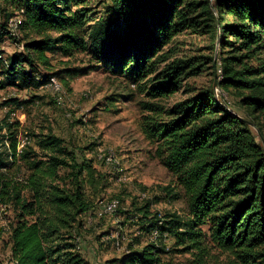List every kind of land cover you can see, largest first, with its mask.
Segmentation results:
<instances>
[{
    "label": "trees",
    "instance_id": "1",
    "mask_svg": "<svg viewBox=\"0 0 264 264\" xmlns=\"http://www.w3.org/2000/svg\"><path fill=\"white\" fill-rule=\"evenodd\" d=\"M86 1L0 0L6 19L20 15L17 28L34 36L24 45L25 52L7 60L0 90L46 87L58 75H41L37 64L49 68L48 53L72 57L78 52H88L98 65L139 87L173 35L187 23L202 19L199 25L219 40L221 79L216 83L236 96L246 116L220 104L212 89L176 103L166 112V119H146L143 133L155 144L157 158L175 178L189 211L185 220H166L156 214L150 231L167 232L184 252L202 251L209 238L214 246L232 254L228 264H264V144L253 130L264 139V0L192 4L186 0H110L107 13L115 19L102 16L98 20L81 8ZM185 7L200 13L188 20ZM137 17L140 25L130 24ZM8 29L6 23L0 28V42ZM190 63L181 60L167 68L164 79L154 82L147 95L164 97L176 90L183 74L201 73L202 66ZM26 104L12 98L1 106ZM18 126L8 117L0 122V140L10 141L9 152L0 150V204L15 214L8 231L13 262L87 264L77 252L75 239L83 215L97 205L106 180L91 160L52 133L38 138L41 155L29 147L18 154ZM18 160L25 162L27 176L9 174ZM166 191L173 198L179 196L174 187ZM149 205L138 211L145 221ZM129 247L121 259L108 264H173L163 262L162 254L170 253L163 246Z\"/></svg>",
    "mask_w": 264,
    "mask_h": 264
},
{
    "label": "rangeland",
    "instance_id": "2",
    "mask_svg": "<svg viewBox=\"0 0 264 264\" xmlns=\"http://www.w3.org/2000/svg\"><path fill=\"white\" fill-rule=\"evenodd\" d=\"M200 1L204 0H186V3ZM210 2L213 3V0ZM109 6L110 0H87L81 8L87 10V16L93 20L102 16L115 19L107 13ZM3 7L0 9V28L6 23L9 29L7 37L0 42V61L3 62L0 64V80H3L2 72L7 60L16 53L25 52L24 45L34 37L17 28L15 22L20 23V15L15 14L7 20ZM184 10L188 20L200 13L190 7ZM201 20L197 18L196 23H187L173 35L153 60L152 72L140 82L139 87L98 65L88 52H78L72 57L48 53L50 67L40 63L36 66L41 75H58L55 77L61 86L58 93L45 86L40 89L12 86L0 90V122L8 117L9 122L19 124L18 154L28 147L40 154L38 138L52 133L63 138L80 156L83 154L91 160L105 178L106 187L95 208L88 215H83V226L75 239L77 252L87 264H108L127 254L129 246L140 250L148 244L163 246L170 251L162 254V260L173 264H228L234 258L231 253L214 246L209 238L202 251L184 252L167 232L161 234L157 228L150 231L151 220L156 214L165 216L166 220L174 217L185 220L189 211L175 178L157 158L155 144L149 142L143 133L146 119L154 122L155 118L166 119V112L176 103L212 89L220 104L246 116L237 105L236 96L216 84L221 79L219 40H214L212 34L206 31L208 29L199 25ZM225 21L230 19L225 17ZM140 23L139 17L130 20L133 26ZM92 24L89 23L87 29ZM119 27L122 29L123 24ZM213 58V61L209 60ZM181 60L190 61L192 67L202 66L201 73L195 76L185 73L176 81L173 93L160 98L149 97L150 86L163 80L165 70ZM251 63L255 64L254 61ZM72 71L75 73H69ZM12 98L27 104L20 108L1 106L5 100ZM253 130L261 142L259 131L256 128ZM2 134L7 135L6 129ZM0 141V150L9 152L10 141ZM9 174L16 178L29 173L25 162L18 160ZM170 187L179 193L178 198L168 195L166 188ZM148 203L149 215L148 221H145L138 211ZM109 204L116 206L114 212L106 211ZM14 217L12 208L0 204V264H14L8 239ZM203 230L208 233L207 227ZM136 241L139 242L137 245Z\"/></svg>",
    "mask_w": 264,
    "mask_h": 264
},
{
    "label": "bare ground",
    "instance_id": "3",
    "mask_svg": "<svg viewBox=\"0 0 264 264\" xmlns=\"http://www.w3.org/2000/svg\"><path fill=\"white\" fill-rule=\"evenodd\" d=\"M18 23L19 22H15L16 25H18ZM46 87H48L51 91H53L55 93H58L61 91V86L55 78H51ZM109 207H112V208H109ZM115 209H116V206L114 204H109L106 207V211H108V212H114Z\"/></svg>",
    "mask_w": 264,
    "mask_h": 264
},
{
    "label": "built area",
    "instance_id": "4",
    "mask_svg": "<svg viewBox=\"0 0 264 264\" xmlns=\"http://www.w3.org/2000/svg\"><path fill=\"white\" fill-rule=\"evenodd\" d=\"M20 151L18 150V153H19ZM109 208H112V207H109Z\"/></svg>",
    "mask_w": 264,
    "mask_h": 264
},
{
    "label": "water",
    "instance_id": "5",
    "mask_svg": "<svg viewBox=\"0 0 264 264\" xmlns=\"http://www.w3.org/2000/svg\"><path fill=\"white\" fill-rule=\"evenodd\" d=\"M217 84V83H216ZM263 140V144H264V139H262Z\"/></svg>",
    "mask_w": 264,
    "mask_h": 264
}]
</instances>
